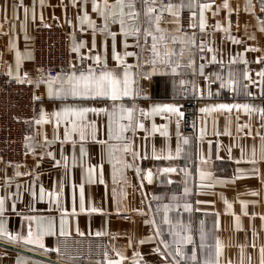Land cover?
I'll return each instance as SVG.
<instances>
[{
	"label": "crops",
	"instance_id": "obj_1",
	"mask_svg": "<svg viewBox=\"0 0 264 264\" xmlns=\"http://www.w3.org/2000/svg\"><path fill=\"white\" fill-rule=\"evenodd\" d=\"M132 2L124 11L138 13L135 19L120 15L117 0H107L108 8L105 0H0V77L33 82L40 100L25 162L12 175L0 160V241L70 264H264L259 0ZM170 3L175 17L164 11ZM204 4L210 7L201 29ZM150 7L161 31L147 23ZM40 24L71 28L72 71L35 74L30 41ZM184 25L192 30L182 31ZM133 28L140 31L133 35ZM153 36L165 37L156 41L158 57ZM125 66L128 96L67 94L73 74L122 77ZM191 98L199 106L196 136L184 134L182 116L152 113L165 105L182 112ZM84 108L103 111H64ZM29 232L33 243L26 242ZM76 234L100 251L88 259L63 256L62 240ZM0 264L57 263L0 246Z\"/></svg>",
	"mask_w": 264,
	"mask_h": 264
},
{
	"label": "built area",
	"instance_id": "obj_2",
	"mask_svg": "<svg viewBox=\"0 0 264 264\" xmlns=\"http://www.w3.org/2000/svg\"><path fill=\"white\" fill-rule=\"evenodd\" d=\"M258 4L260 9H264V0H259ZM163 19H166V14L163 15ZM186 30L192 28L184 25L182 31ZM72 35L71 28L61 24L34 26L30 48L36 75L54 77L59 73L73 70ZM86 61V58L81 59L83 65ZM258 65L264 69V59L260 60ZM39 105L40 100L33 82L19 81L7 76L0 77V160L12 175L16 174L18 166L26 160L31 140L28 126L35 120ZM198 107L196 98L186 99L182 104L181 123L184 134L188 136L197 135ZM99 251L95 243L77 234L64 238L61 244V252L65 257L88 259Z\"/></svg>",
	"mask_w": 264,
	"mask_h": 264
},
{
	"label": "snow or ice",
	"instance_id": "obj_3",
	"mask_svg": "<svg viewBox=\"0 0 264 264\" xmlns=\"http://www.w3.org/2000/svg\"><path fill=\"white\" fill-rule=\"evenodd\" d=\"M153 2H155V0H153ZM117 5L120 8V15L124 16L125 14H127L128 16L132 17L133 19H135L139 14L136 13L135 11H130L128 13H125L124 9L128 8V9H132L134 8V4L132 2V0H117ZM108 4H107V0H105V8H108ZM210 6L208 4H204L201 9H200V28L203 29L204 28V10L209 8ZM224 7H228L227 2H225ZM93 10L94 11H100L99 6L97 4H93ZM164 11H168L171 12V14L175 17L178 15V11H174L173 10V5L170 3L168 5L164 6ZM262 11H264V9H262ZM154 12L153 8H148V12H147V16H148V20L147 23L149 25V27L152 25L153 21L155 22V24L157 25V31H161L159 29V22L161 20V17L159 15L157 16H152L151 14ZM100 14L103 16L105 15L104 12H100ZM85 19H87V17H85ZM121 24H123V20L120 21ZM140 29L139 28H133L131 34H135L136 32H139ZM262 31H264V29H262ZM128 33H126L127 35ZM149 35H151V32H148ZM114 34H113V39H114ZM157 39L159 40H164L165 37L164 36H160V37H156L153 36V45H152V53L154 57H158L159 53L157 52V45H156V41ZM237 42L238 41H234ZM93 47H95V43L93 42ZM166 47V46H165ZM74 50H78V49H74ZM255 50V49H253ZM209 51H211V49H209ZM126 55H132V53H126ZM165 57L169 56L170 54L168 52H165ZM117 60H120L119 56H115L114 57ZM96 63L99 64L100 61V57L97 56L96 58ZM213 59H215L213 57ZM166 62V61H165ZM153 63H155V60L153 61ZM129 66H125V70L123 73V76H117L113 71H101L99 74L95 73L93 70L89 69L87 74L85 73H81L80 75H71L68 77L67 80V84H68V89H67V94L71 95L72 97H79L82 99H97V98H110L113 101H116L118 99H120L122 96H128L130 95V79H129V72L127 70ZM177 67H179V65H177ZM173 71H175V68L172 69ZM259 76L264 77V71L259 72L258 73ZM220 108H230L231 106L229 105H220ZM236 107H241L239 105H237ZM244 109L246 111H249V106L248 105H243ZM66 113H70L73 115H78V116H83L84 114H86L89 111L92 112H97V111H103V110H98V109H89V108H84V109H80V110H75V109H65L64 110ZM128 119L129 121L132 120V110L128 109ZM202 111H207V109H202ZM262 114H264V109L260 110ZM152 113H167V114H175L177 116H182L183 113L180 112L179 108L174 106V105H165L163 107H156L154 109H152ZM53 115H55L57 118L60 117V113H54ZM39 122V121H38ZM131 126V125H129ZM141 129L144 128V125L141 123L138 125ZM126 130V129H124ZM153 130H155V125L153 126ZM83 138V137H82ZM166 172L169 171H175V169H165ZM151 172L148 173V178L149 181H151ZM83 187L81 186V210H83ZM3 201H0V206H2ZM186 208H188L189 206H185ZM230 207V205H229ZM95 211V209H93ZM167 222V221H166ZM6 234V233H5ZM61 234L64 235L66 233L63 232V229L61 230ZM32 233L29 232L28 238H27V243H33L34 241L32 240ZM10 239H16V237H10ZM190 237L188 238V240L190 241ZM41 247H43V245H40ZM217 252L219 253V242H217ZM262 252H264V249H262ZM178 254H182L180 252V250H177ZM192 259H195V257H192ZM116 264H119V262H116Z\"/></svg>",
	"mask_w": 264,
	"mask_h": 264
},
{
	"label": "water",
	"instance_id": "obj_4",
	"mask_svg": "<svg viewBox=\"0 0 264 264\" xmlns=\"http://www.w3.org/2000/svg\"><path fill=\"white\" fill-rule=\"evenodd\" d=\"M0 246H3L5 248H9V249H13V250H16V251H20V252H23V253H27V254H30L32 256H36V257H39V258H42V259H46L48 261H51V262H54V263H57V264H70V263H67V262H63V261L57 260V259L52 258V257L41 256L40 254H37L35 252H30V251L24 250L22 248H18L16 246H13L11 244H7L5 242H1L0 241Z\"/></svg>",
	"mask_w": 264,
	"mask_h": 264
},
{
	"label": "rangeland",
	"instance_id": "obj_5",
	"mask_svg": "<svg viewBox=\"0 0 264 264\" xmlns=\"http://www.w3.org/2000/svg\"><path fill=\"white\" fill-rule=\"evenodd\" d=\"M164 14H165V13H164ZM164 14H163V15H164Z\"/></svg>",
	"mask_w": 264,
	"mask_h": 264
}]
</instances>
